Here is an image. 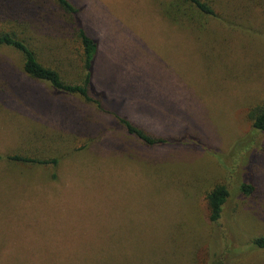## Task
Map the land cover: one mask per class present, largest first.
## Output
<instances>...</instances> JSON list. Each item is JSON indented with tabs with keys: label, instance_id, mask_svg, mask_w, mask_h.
<instances>
[{
	"label": "rangeland",
	"instance_id": "374dc122",
	"mask_svg": "<svg viewBox=\"0 0 264 264\" xmlns=\"http://www.w3.org/2000/svg\"><path fill=\"white\" fill-rule=\"evenodd\" d=\"M69 1L98 44L99 105L30 79L0 47V264H264L251 244L264 236V132L247 119L264 105V0H212L200 39L163 17L167 0ZM28 2L0 0V31L80 83L70 17ZM117 116L171 143L145 145ZM218 184L229 197L211 223Z\"/></svg>",
	"mask_w": 264,
	"mask_h": 264
},
{
	"label": "trees",
	"instance_id": "16d2710c",
	"mask_svg": "<svg viewBox=\"0 0 264 264\" xmlns=\"http://www.w3.org/2000/svg\"><path fill=\"white\" fill-rule=\"evenodd\" d=\"M57 8L70 17V23L80 46L82 48V71L80 83H66L60 76V73L47 65L42 64L37 58L35 52L19 36L14 32L0 31V47H8L18 52L22 57V72L30 79L47 83L49 87L58 93L76 94L83 98L86 102H93L99 105V102L94 100L90 94L92 68L95 56L98 51V44L92 38L78 19V9L69 0H54ZM36 4L28 2L24 8L33 10ZM212 0H167L161 7L163 17L178 28L188 31L190 35L199 32L201 38L207 31L206 24L210 17H214ZM27 13V12H25ZM38 13V12H37ZM11 14V13H10ZM9 15V14H8ZM7 15V17H8ZM3 17L6 14L3 13ZM247 119L251 122L250 129L253 132H264V105L251 106L247 112ZM119 124H121L128 134L139 138L145 145H164L171 143L170 139L160 136H155L147 130L133 124L128 118L117 116ZM252 144V143H251ZM241 156V151H239ZM1 158V157H0ZM15 161L31 162L39 164H53L56 165L58 160L52 158L49 160H36L33 158L22 157L14 155L8 157ZM238 189L242 194L249 196L253 193L255 187L250 182H243ZM229 197V191L226 185L218 184L213 187L206 196L209 221L211 223L217 222L222 214L223 205ZM252 246L256 249L264 250V236L255 237L252 240ZM202 264H215L212 262H204Z\"/></svg>",
	"mask_w": 264,
	"mask_h": 264
}]
</instances>
